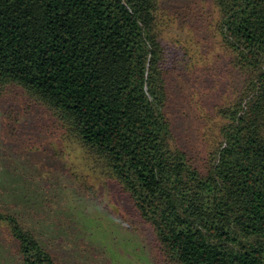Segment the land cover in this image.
I'll return each mask as SVG.
<instances>
[{
  "label": "trees",
  "instance_id": "trees-1",
  "mask_svg": "<svg viewBox=\"0 0 264 264\" xmlns=\"http://www.w3.org/2000/svg\"><path fill=\"white\" fill-rule=\"evenodd\" d=\"M162 1L0 0V89L53 113L129 195L161 261L264 264V0H211L239 88L202 168L166 114ZM2 231L20 264H70L0 208Z\"/></svg>",
  "mask_w": 264,
  "mask_h": 264
},
{
  "label": "rangeland",
  "instance_id": "rangeland-1",
  "mask_svg": "<svg viewBox=\"0 0 264 264\" xmlns=\"http://www.w3.org/2000/svg\"><path fill=\"white\" fill-rule=\"evenodd\" d=\"M166 114L174 140L202 168L218 108L239 88L211 0H163ZM0 208L29 227L54 259L70 264H167L129 195L96 168L53 113L15 85L0 89ZM0 232V264H20Z\"/></svg>",
  "mask_w": 264,
  "mask_h": 264
}]
</instances>
